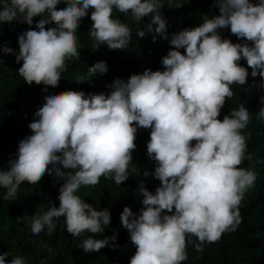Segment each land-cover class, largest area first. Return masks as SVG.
<instances>
[{"label":"clouds","instance_id":"obj_1","mask_svg":"<svg viewBox=\"0 0 264 264\" xmlns=\"http://www.w3.org/2000/svg\"><path fill=\"white\" fill-rule=\"evenodd\" d=\"M61 3L66 7L58 10ZM215 6L218 15L205 14L199 26L171 34L163 71L146 69L127 81L116 78L108 94L68 90L44 97L28 125L32 134L19 142L8 169L0 170L5 200L14 199L22 183L36 184L46 173L63 179L59 207L50 203L46 212L30 218L33 235L46 227L51 236L54 218L61 217L74 237L103 233L111 224L110 211L97 210L76 192L97 185L101 176L114 178L117 185L126 181L141 128L151 130L147 155L156 163L153 175L161 186L153 193L141 182L144 207L136 214L126 206L120 214L136 248L130 264H181L187 259L188 235L198 239L192 243L202 251L205 242L235 231L242 219L241 202L256 180L254 170L239 167L247 150L241 130L249 124L250 112L240 105L219 117L226 98L234 95L230 86L247 83L242 58L252 77L264 78V0H215ZM161 8L159 0H6L0 23L19 19L30 26L18 39L16 61L23 62L18 72L28 85L43 84L47 91V86H58L66 59L80 58L76 32L90 9V37L97 45L124 50L131 31L113 17L114 9L130 13L134 22L151 15L147 29L137 36L143 38L147 31L169 40ZM35 17L41 19L33 28ZM220 29H230L244 42L223 39ZM0 50L13 52L9 47ZM108 70L100 61L87 74L94 77ZM256 115L264 120V107ZM21 219L28 218L17 217ZM114 240L115 235L90 236L80 247L85 253L99 252ZM10 255L0 253V264H27L23 256L8 261Z\"/></svg>","mask_w":264,"mask_h":264},{"label":"trees","instance_id":"obj_2","mask_svg":"<svg viewBox=\"0 0 264 264\" xmlns=\"http://www.w3.org/2000/svg\"><path fill=\"white\" fill-rule=\"evenodd\" d=\"M253 3L258 0H252ZM6 0H0V8ZM160 9L167 22L169 40H164L153 32H147L141 38L137 31L146 30L151 15L140 22H134L131 14L120 13L114 9L113 17L127 24L131 31V40L124 50H112L107 45H97L90 37L92 25L88 16L83 18L77 29V51L80 58H68L66 70L61 73L58 86L28 85L18 69L22 61L17 63L19 52L18 39L30 26L19 19L0 23V48L9 47L11 53L0 50V170H7L10 159H15L19 142L32 134L28 125L36 119L35 112L45 103L44 97L62 91H84L86 94H108V87L116 78L127 81L133 74H142L146 69L163 71L162 58L172 49L170 38L172 33L187 28H194L203 23V16L209 18L219 14L215 0H159ZM66 7L64 3L58 10ZM41 19L35 17L33 25ZM55 24L46 25V28ZM223 39L233 43H243L234 36L230 29H220ZM156 36L155 42L153 36ZM183 53L184 49H180ZM105 61L108 65L106 74L88 76V67ZM239 63L248 69L249 76L245 85L233 84L230 87L234 95L226 98L219 119H223L232 109L244 105L250 112V122L241 132L246 137L247 150L240 168L254 170L256 180L248 189L240 205L241 223L235 231H226L213 243L205 242L203 250L198 251L193 241L199 242L195 236L186 237L187 259L181 264H264V120L258 119L256 113L264 107V78L252 77V69L243 58ZM150 129H138L136 149L133 160L128 167V179L121 185L114 178L101 176L95 186H81L76 195L92 204L97 210L107 208L111 213L110 226H104L100 234L83 233L74 237L67 232L65 218H54L56 228L49 236L47 228L39 235H33L29 220L33 215L48 210L50 203L59 207V189L63 179L47 173L36 184L22 183L17 195L12 200H5L7 189L0 187V253H11L8 261L14 256H23L27 264H130L136 248L131 243L130 234L121 224L120 214L128 206L133 213L139 214L144 207L143 197L139 195L141 182L151 192L161 186L154 177L156 163L147 155V143L150 140ZM195 143V142H193ZM251 157L250 159L248 157ZM147 171L149 175L144 176ZM17 217H26L19 222ZM108 227V228H107ZM116 236V240L99 252L85 253L80 247L84 239H104ZM44 242L48 247L41 244ZM48 248L52 251L49 252Z\"/></svg>","mask_w":264,"mask_h":264},{"label":"rangeland","instance_id":"obj_3","mask_svg":"<svg viewBox=\"0 0 264 264\" xmlns=\"http://www.w3.org/2000/svg\"><path fill=\"white\" fill-rule=\"evenodd\" d=\"M98 75V74H97Z\"/></svg>","mask_w":264,"mask_h":264}]
</instances>
